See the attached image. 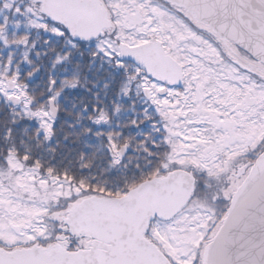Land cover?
I'll return each mask as SVG.
<instances>
[{"label":"snow or ice","instance_id":"1","mask_svg":"<svg viewBox=\"0 0 264 264\" xmlns=\"http://www.w3.org/2000/svg\"><path fill=\"white\" fill-rule=\"evenodd\" d=\"M0 264H264V0H0Z\"/></svg>","mask_w":264,"mask_h":264}]
</instances>
